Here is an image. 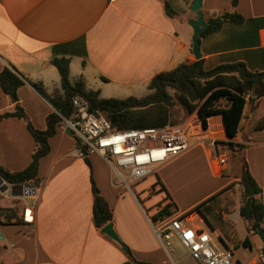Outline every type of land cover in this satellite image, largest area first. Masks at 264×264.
Returning <instances> with one entry per match:
<instances>
[{
  "label": "crops",
  "instance_id": "1",
  "mask_svg": "<svg viewBox=\"0 0 264 264\" xmlns=\"http://www.w3.org/2000/svg\"><path fill=\"white\" fill-rule=\"evenodd\" d=\"M165 1L176 16L165 12ZM194 1L0 0V71L14 68L51 93L60 88V76L51 60L64 57L70 60V81L82 78L102 98H142L149 93L148 84L156 74L195 60L193 31L188 24L196 18L191 11ZM233 1L202 0L206 17L236 11L245 18L240 26L227 23L219 32L200 40L203 67L211 70L221 64L244 62L251 71H263L264 0H236L235 7ZM18 98L33 126L45 130L46 117L54 112L51 104L28 82L18 89ZM14 106L0 89V114L13 111ZM193 115L196 122L193 124L189 117L183 126L190 134L189 149L154 172L155 180L159 177L177 211L165 222H159L157 229L236 183L243 160L261 189L258 197L264 206V128H256L257 121L264 118V97L254 110L246 106L241 130L234 139L225 136L222 116L209 118L208 129L203 130L197 114ZM228 141L244 148L230 154L216 144ZM49 144L50 152L39 162L42 181L39 187L35 186V192L0 194V206L17 208L23 219L18 225L0 223V264H135L129 255L141 264H177L169 240H160L156 235L150 219L155 209L147 212L135 189L132 192L118 188L108 165L109 171L103 163L88 157L89 166L75 137L63 125ZM214 149L219 158L214 157ZM34 150L35 143L24 120L0 119L3 167L13 172L24 170ZM223 155L226 162L221 164ZM235 155L237 162L233 163ZM189 177L192 180L186 181ZM92 179L108 202L114 229L129 253L94 225ZM150 179L153 178L143 183ZM143 183L138 190L145 192L144 197L151 185L144 188ZM235 190L239 195L237 184ZM158 195L160 201L166 197L165 192L155 197ZM187 198L191 202L181 206ZM239 199L233 212L225 213L223 218L232 223L236 240L249 238V251L256 247L257 252L253 258L245 257L244 262L236 260V264H258L264 243L260 240L256 245L258 234L248 232L242 220L245 236L239 238V224L231 219L232 213L239 215ZM155 203L149 199L145 204L151 207ZM27 209L32 211L31 223L24 220ZM184 221L190 228L209 231L211 235L215 232L197 213ZM216 232L220 239L221 232Z\"/></svg>",
  "mask_w": 264,
  "mask_h": 264
},
{
  "label": "trees",
  "instance_id": "2",
  "mask_svg": "<svg viewBox=\"0 0 264 264\" xmlns=\"http://www.w3.org/2000/svg\"><path fill=\"white\" fill-rule=\"evenodd\" d=\"M233 6H236V0L233 1ZM164 9L170 17L176 16L166 1ZM205 21L207 25L199 37V47L202 38L219 32L227 23L240 26L245 22V18L236 11H227L205 16ZM51 64L57 69L60 76V88L51 93H47L43 86L31 82L14 68L12 70L4 67L0 71V89L15 104L14 110L0 114V119L18 118L24 120L35 143L32 160L24 170L13 172L0 164V178L10 186H40L42 181L38 175L40 159L50 152L49 140L56 135L57 128L62 125V120H69L73 117L75 109L72 100L75 97L82 99L87 104L89 111L102 114L118 130L176 126L177 121H175L173 113L175 107L178 106L183 112V121L196 113L203 130L208 129L209 118L217 115L222 116L225 136L230 139L236 138L240 132V124L248 103L253 105L254 110L258 106L259 100L264 97V70L251 71L244 62L221 64L211 70H205L203 67L204 58L201 57L200 60L185 62L171 71L156 74L148 84L149 93L146 96L125 99L102 98L100 92L89 89L82 78H78L72 83L68 58H53ZM25 82H28L54 108V112L46 117L45 130H38L33 126L26 111L19 103L18 89ZM256 128H264V119L263 123L256 125ZM75 140L81 148L80 141L76 137ZM216 144L225 147L229 153L241 152L244 148V145L231 141L216 142ZM81 150L84 151L82 148ZM88 155L87 153L84 159L90 166ZM150 177H154V182L150 184V193L147 191L150 196L147 195V198L144 199L142 194L145 192L138 190L139 184L149 177L136 184L134 189L147 212L155 209V212L150 215V219L154 224H158L174 216L176 209L159 177L155 180V173ZM91 183L94 225L97 228H103L112 222L113 214L108 202L100 195L93 179ZM236 184L239 186V216L244 222L246 230L257 234V225L262 226L264 222V206L258 197L261 189L244 160L241 174L236 183L227 186L179 218L184 220L185 217L194 213L201 215L213 231L221 232L220 239L228 246L225 240L231 237L232 233L230 232L233 225L230 221L224 220L223 215L233 212L236 207L235 199L232 200V203L226 199L228 193L233 195ZM160 192H165L166 197L151 207H147L145 203ZM22 222L23 219L19 216L17 208L0 206L1 224L18 225ZM240 243L244 247L250 249L252 247L249 238H245ZM262 251L264 253V244ZM129 256L135 264H141L131 255Z\"/></svg>",
  "mask_w": 264,
  "mask_h": 264
},
{
  "label": "built area",
  "instance_id": "3",
  "mask_svg": "<svg viewBox=\"0 0 264 264\" xmlns=\"http://www.w3.org/2000/svg\"><path fill=\"white\" fill-rule=\"evenodd\" d=\"M72 103L75 113L71 119H63L62 125L80 141L84 151L104 160L118 188L133 192L134 186L153 175L160 165L190 147L186 127L118 130L102 114L89 111L79 97L73 98ZM213 155L219 158L215 149ZM225 162V155L220 156V163ZM24 220L33 221L31 210H25ZM155 232L160 240L166 241L176 235L196 264H236L230 248H218L209 231L190 228L180 218L168 221ZM258 264H264L262 249Z\"/></svg>",
  "mask_w": 264,
  "mask_h": 264
},
{
  "label": "rangeland",
  "instance_id": "4",
  "mask_svg": "<svg viewBox=\"0 0 264 264\" xmlns=\"http://www.w3.org/2000/svg\"><path fill=\"white\" fill-rule=\"evenodd\" d=\"M71 82H73V81H71ZM253 108H254L253 105H250L248 103V109L251 111V110H253ZM173 115H174L175 121H177V123H176L177 125L176 126H181V127L182 126H185L184 125V122L185 121H183V112H182V110H181L180 107H178V106L175 107ZM190 117H191L190 120L194 124L196 122V116L195 115H191ZM263 119L264 118H261L257 122L258 123H263ZM258 123H257V125H258ZM194 131H196V128H195ZM227 152L229 153V151H227ZM88 157H89V159L92 158L93 160H95L97 162L103 163L105 165V167L107 168V171H109V168H108L107 164L104 162V160L101 157H99L98 155H91V154L88 155ZM235 157H236V155L233 158V163H236L237 162V160H236ZM180 159L182 161H184V158H180ZM185 180L186 181H191L192 178L189 177V178H187ZM153 182H154V177H153V179H150V182L143 183L142 187L147 188L146 186H150V184L153 183ZM148 191H149V189H148ZM149 193L147 194L148 196H150ZM147 195L144 196V199L147 198ZM155 196L156 195H153L152 196V199H151V202H153V203L156 202V201L158 202L161 199V197H159V195L157 197H155ZM239 198L240 197L238 195V190L237 191L234 190L233 195L231 193H228L227 196H226V199L229 202H231V203H232V200L234 201V199H235V201H236ZM189 200H191V199L187 198L184 201L182 200L183 203H181V206H183V204H185L187 202H191ZM176 213H177V211L175 212L174 215H176ZM231 219L239 224V227H238L239 228L238 229L239 238H243L245 235H244V232L242 231V229H243L242 228V224H240L241 223L240 216L235 212V213H232ZM154 225H155V228L156 229L159 226L157 224H154ZM230 233H232V234H230L231 237L228 238V239H226L225 242H226L227 245H229V247H231V249L233 251V254H234L233 260H234V262L236 260L237 261L239 260L240 262H244L245 257H247L248 259L253 258L255 256L256 252H257L256 247L253 248L252 251L250 252L249 251V248L244 247L238 240H236V234H235L234 228H232V230H231ZM233 233H234V235H233ZM218 236H219V233L218 232L215 231L214 233H212V237L214 238L217 247L218 248H221V243H220V241L218 239ZM258 238H257V236H255V243H256V245H258V241H260V239L258 240ZM169 242H170V247L169 248H172L173 249V252L171 253L172 258L177 262V264H196V262L194 261V259L192 258V256L190 254H188L187 248L181 243L180 239L176 235H174L171 238H169Z\"/></svg>",
  "mask_w": 264,
  "mask_h": 264
},
{
  "label": "water",
  "instance_id": "5",
  "mask_svg": "<svg viewBox=\"0 0 264 264\" xmlns=\"http://www.w3.org/2000/svg\"><path fill=\"white\" fill-rule=\"evenodd\" d=\"M202 0H195L191 6V11L196 14L195 19H191L188 21V24L192 28L193 34L191 38L192 42V53L194 55L195 60H200L202 57V53L200 51L199 47V37L203 31V29L206 27V21H205V15L202 11ZM41 86V84H39ZM68 133L71 134V132L68 130ZM83 155L86 156L87 152L83 151ZM35 185H19V186H11L9 187L1 178H0V192H6L10 191L12 195H21L24 191L25 194H33L35 192ZM206 223V221H205ZM206 225H208L206 223ZM209 227V226H208ZM210 229V227H209ZM212 231V229H210ZM101 233L108 236L111 240L116 242L120 247L127 253H129L128 249L126 248L125 244L121 241L120 237L118 236L117 232L114 229L113 223L110 222L107 225H105L101 229ZM257 234L264 243V230L261 225H257ZM2 238L0 233V239ZM221 246L224 249H228V247L224 244V242L219 239Z\"/></svg>",
  "mask_w": 264,
  "mask_h": 264
}]
</instances>
